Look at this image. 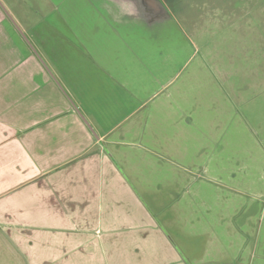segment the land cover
I'll list each match as a JSON object with an SVG mask.
<instances>
[{
    "label": "crops",
    "instance_id": "1",
    "mask_svg": "<svg viewBox=\"0 0 264 264\" xmlns=\"http://www.w3.org/2000/svg\"><path fill=\"white\" fill-rule=\"evenodd\" d=\"M17 1L0 0V264H236L238 250L202 214L203 194L222 177L213 157H192L205 139L186 90L164 87L137 105L142 87L117 81L111 88L126 101L104 126L112 83L103 64L73 54L79 44L60 26L24 23L31 7ZM243 19L229 26L238 31ZM49 30L60 50L44 42ZM86 94L98 97L97 110ZM245 212L255 231L257 212ZM210 232L215 242L201 256L178 241ZM255 244L239 245L237 264Z\"/></svg>",
    "mask_w": 264,
    "mask_h": 264
},
{
    "label": "rangeland",
    "instance_id": "2",
    "mask_svg": "<svg viewBox=\"0 0 264 264\" xmlns=\"http://www.w3.org/2000/svg\"><path fill=\"white\" fill-rule=\"evenodd\" d=\"M163 1L164 8L148 0H19L14 4L20 10L31 7L24 23L60 26L61 37L82 47H74L73 54L80 56L82 50L81 55L103 64L112 83L106 89L104 126L116 122V111L111 109L126 101L116 98L119 92L111 88L117 81L134 80L142 87L137 105L148 104L149 97L160 95L164 87L163 94L173 88L186 90L188 108L203 117L199 128L205 139L192 157L204 161L213 157L214 171L222 177L213 181V193L202 196L203 219L212 222L220 242L232 246L230 252L238 250L236 264L245 259L239 245L242 249L253 243L256 249L251 257L247 255L246 264H264V27L258 28L257 35L245 25L249 16L244 0ZM260 2L264 8V0ZM138 12L141 20H128H135ZM242 16L241 29L229 27V22L238 23ZM259 17L264 19L263 10ZM250 30L255 34L249 37L235 34ZM50 33L54 31L49 30L44 42L56 46L57 39ZM90 102L97 110L98 97ZM246 209L257 212L253 226H259V232L243 219ZM213 233L177 239L185 252L201 256L202 249L209 248V238L215 242Z\"/></svg>",
    "mask_w": 264,
    "mask_h": 264
},
{
    "label": "flooded vegetation",
    "instance_id": "3",
    "mask_svg": "<svg viewBox=\"0 0 264 264\" xmlns=\"http://www.w3.org/2000/svg\"><path fill=\"white\" fill-rule=\"evenodd\" d=\"M148 1H150L153 4L157 3V5H161L162 7L165 6L164 5L165 3H164L163 0H148ZM244 3H245V8L248 11L247 12V16H249L248 19L246 20L248 22H246L245 25L250 26L254 30V32H257L258 28L261 25H262V27H264V19L262 17H259L260 16V12L262 10L264 11V8L261 7L262 4H261L260 0H244ZM231 23H233V22H229L228 25H230Z\"/></svg>",
    "mask_w": 264,
    "mask_h": 264
}]
</instances>
